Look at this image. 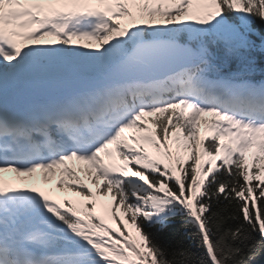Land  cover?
Wrapping results in <instances>:
<instances>
[{"label": "snow or ice", "instance_id": "snow-or-ice-1", "mask_svg": "<svg viewBox=\"0 0 264 264\" xmlns=\"http://www.w3.org/2000/svg\"><path fill=\"white\" fill-rule=\"evenodd\" d=\"M177 215L203 256L149 231ZM262 250L264 0H0V264Z\"/></svg>", "mask_w": 264, "mask_h": 264}, {"label": "trees", "instance_id": "trees-1", "mask_svg": "<svg viewBox=\"0 0 264 264\" xmlns=\"http://www.w3.org/2000/svg\"><path fill=\"white\" fill-rule=\"evenodd\" d=\"M135 11V9H134ZM257 26H259V22H257ZM207 143V142H206ZM190 162V161H189ZM256 184V181H253V185ZM69 191L70 190H66ZM258 195V193H255ZM76 199H82L77 197ZM183 223V217L177 215L176 218L170 220L168 222V227L160 230L159 225H156L149 229L151 234L156 237L161 246L168 249L169 259L173 258V253L179 252L181 248H189L191 247V251L196 253L197 256H203V251L199 247H197L198 241H194L189 234L195 233L196 229L194 226H189L187 229H184L181 225ZM260 239V236L257 234V240ZM176 259H180L179 255L175 257ZM252 264H264V250L259 252L255 257Z\"/></svg>", "mask_w": 264, "mask_h": 264}, {"label": "rangeland", "instance_id": "rangeland-1", "mask_svg": "<svg viewBox=\"0 0 264 264\" xmlns=\"http://www.w3.org/2000/svg\"><path fill=\"white\" fill-rule=\"evenodd\" d=\"M137 23H139V20H137ZM30 44H31V42H30ZM205 125H202L201 126V132H202V134L204 133V129H205ZM134 131L135 130H126V132H125V135L126 136H129V137H131L133 134H134ZM129 143H133L132 141H131V139L129 140ZM114 147V146H113ZM190 151V150H189ZM255 151V149H252L250 152H249V156H251V153L252 152H254ZM185 159L186 160H188V154L186 153L185 154ZM105 163H108V164H113V165H119L120 163H122L121 161H119L118 159H117V156H113V157H108V156H105ZM217 163H219V162H217ZM251 172H252V170L250 171V175H251ZM59 176V170H57V174H56V176L54 177V178H52V177H50L49 178V180L48 181H45L44 180V182H45V184L46 185H52L53 184V182H54V180L57 178ZM42 172H40V171H38V173L36 174V176L34 177V179L31 181V184H34V183H36V184H38V183H40L41 182V179H42ZM41 184V183H40ZM65 194L61 191V190H59L58 188H56V190H55V193H54V197L55 198H61L62 196H64ZM98 211H100V209L98 208Z\"/></svg>", "mask_w": 264, "mask_h": 264}, {"label": "bare ground", "instance_id": "bare-ground-1", "mask_svg": "<svg viewBox=\"0 0 264 264\" xmlns=\"http://www.w3.org/2000/svg\"><path fill=\"white\" fill-rule=\"evenodd\" d=\"M252 169H250V171H251ZM253 171V170H252Z\"/></svg>", "mask_w": 264, "mask_h": 264}]
</instances>
